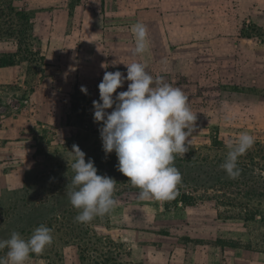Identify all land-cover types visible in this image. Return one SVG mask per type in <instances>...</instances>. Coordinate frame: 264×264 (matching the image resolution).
Listing matches in <instances>:
<instances>
[{"label": "rangeland", "instance_id": "1", "mask_svg": "<svg viewBox=\"0 0 264 264\" xmlns=\"http://www.w3.org/2000/svg\"><path fill=\"white\" fill-rule=\"evenodd\" d=\"M136 23L149 33L143 56L134 55ZM5 55L20 64L0 71L7 118H26L23 101L34 100L38 85L52 94L48 102L37 98L39 111L30 103L33 128L25 138L1 139L8 144L0 155V239L13 232L27 239L40 225L52 229L53 243L27 264H197L206 244L222 252L216 264L264 260L260 217L246 224L215 220V203L203 193L196 208L170 212L165 200H140V190L118 171L116 154L103 151L102 125L93 116L105 71L126 76L124 64L141 62L189 98L197 119L188 152L214 137L229 144L248 133L256 141L264 135V0H0ZM43 119L46 128L39 127ZM73 145L86 162L94 160L98 175L117 182V205L86 224L75 220L67 195Z\"/></svg>", "mask_w": 264, "mask_h": 264}, {"label": "clouds", "instance_id": "2", "mask_svg": "<svg viewBox=\"0 0 264 264\" xmlns=\"http://www.w3.org/2000/svg\"><path fill=\"white\" fill-rule=\"evenodd\" d=\"M131 31L134 55L143 56L149 50L148 29L143 23H136ZM124 65L126 76L120 71H105L98 85L99 101H93L94 122L102 125L99 132L103 151L106 155L116 154L118 171L140 190V200L174 199L182 181L175 159L189 151V137L197 116L181 88L165 83L162 78L154 79L141 62ZM125 82L127 90L118 93ZM81 92L88 94L84 86ZM254 144L252 135L241 133L227 145V156L220 167L229 178L239 176V158ZM70 152L74 175L67 185V195L78 210L75 220L86 224L110 213L117 205L114 198L117 182L107 175H98L94 160L86 162V154L79 146L73 145ZM52 243V229L46 225L35 228L27 239L13 232L10 238L0 239V252L6 250L0 256V264H27L32 254H42Z\"/></svg>", "mask_w": 264, "mask_h": 264}, {"label": "trees", "instance_id": "3", "mask_svg": "<svg viewBox=\"0 0 264 264\" xmlns=\"http://www.w3.org/2000/svg\"><path fill=\"white\" fill-rule=\"evenodd\" d=\"M6 58V55L0 58L1 67L18 63L12 57ZM258 137L255 149L239 158L240 174L235 179L229 178L220 167L227 156L228 144L217 137L209 140L210 144L202 150L177 156L175 166L181 172L182 181L177 186L175 198L165 200V210L170 212L179 206L196 208L206 197L215 203L210 207L216 213L215 220H242L245 223L258 217L264 220V135Z\"/></svg>", "mask_w": 264, "mask_h": 264}, {"label": "crops", "instance_id": "4", "mask_svg": "<svg viewBox=\"0 0 264 264\" xmlns=\"http://www.w3.org/2000/svg\"><path fill=\"white\" fill-rule=\"evenodd\" d=\"M7 1V0H6ZM31 10V8H27V12ZM20 67V64L17 63L14 66H8V67H1L0 66V71H4V70H11L14 68ZM47 68L50 67V65H46ZM50 89L45 88V86H37L36 91L34 92V94L36 95V97H34V100L32 101L31 99H26L25 101H23L25 104H27L25 106V108L23 109L22 112H27L28 114L26 115V118H14V117H6V114H4L3 111H0V155H3L5 153V150L7 149V143L1 141V139L3 140H7L10 137V135H14L11 139L14 140H18L19 138H25L23 136L27 135L29 132H31V128H33V126H31L32 123H29V120L33 119V117L30 115L29 109L31 108L29 105L30 103H34L36 104L35 109H37L38 111L40 110V106L38 107V103H37V98L44 100V102H48L50 101L51 98V93L49 92ZM63 91V89H62ZM35 112V116L36 118L39 119L38 114L36 111ZM31 116V117H30ZM50 117V116H49ZM40 121V119H39ZM48 123V121H46L45 119L42 120V123L39 124V127L41 128H46V124ZM86 126V125H84ZM71 128V127H70ZM56 131H58V128L56 129ZM72 134V133H71ZM48 161V160H47ZM40 162H42L40 160ZM7 182V181H6ZM11 185V184H8ZM228 221H232V220H228ZM246 224V223H245ZM210 232V231H209ZM200 244H198L199 246ZM241 246H244V251L245 253H247L248 251H251V249L249 250V247H247V244H243ZM202 250H204L203 248H207V251L204 250V253H196V256L198 257L197 260V264H204L203 260L207 259V264H216L217 262V258H219L222 254V252H217L216 251V247L214 245L211 244H206L203 247L199 246ZM179 259H177L178 261ZM199 262V263H198ZM255 264H264V260H260L257 259L256 262H254ZM252 264V262H251Z\"/></svg>", "mask_w": 264, "mask_h": 264}]
</instances>
